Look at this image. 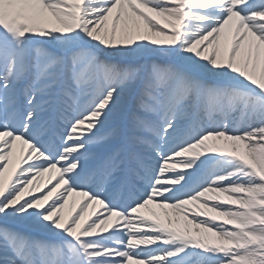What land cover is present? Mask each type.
<instances>
[{
  "label": "snow or ice",
  "instance_id": "6c2138e0",
  "mask_svg": "<svg viewBox=\"0 0 264 264\" xmlns=\"http://www.w3.org/2000/svg\"><path fill=\"white\" fill-rule=\"evenodd\" d=\"M0 264H264V0H0Z\"/></svg>",
  "mask_w": 264,
  "mask_h": 264
},
{
  "label": "bare ground",
  "instance_id": "6f19581e",
  "mask_svg": "<svg viewBox=\"0 0 264 264\" xmlns=\"http://www.w3.org/2000/svg\"><path fill=\"white\" fill-rule=\"evenodd\" d=\"M73 199H75L77 201L76 210H78L79 209V205H80V198L79 197H74ZM71 205H72V201L70 200L69 201V208L65 209V214L66 215L71 210ZM88 211H89V213H91L92 209L90 208V209H88ZM97 211H102V209L97 208ZM93 218H95V217H93Z\"/></svg>",
  "mask_w": 264,
  "mask_h": 264
}]
</instances>
